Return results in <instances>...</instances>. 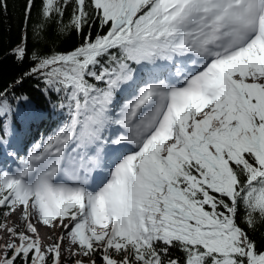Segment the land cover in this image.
<instances>
[{
    "label": "snow or ice",
    "instance_id": "obj_1",
    "mask_svg": "<svg viewBox=\"0 0 264 264\" xmlns=\"http://www.w3.org/2000/svg\"><path fill=\"white\" fill-rule=\"evenodd\" d=\"M38 2L5 54L0 264H264V0ZM32 78L67 115L20 155Z\"/></svg>",
    "mask_w": 264,
    "mask_h": 264
},
{
    "label": "trees",
    "instance_id": "obj_2",
    "mask_svg": "<svg viewBox=\"0 0 264 264\" xmlns=\"http://www.w3.org/2000/svg\"><path fill=\"white\" fill-rule=\"evenodd\" d=\"M7 5V12L0 15V90L7 88L28 66L27 62H25L24 66H20L15 62L13 57L5 55L12 47L21 42L25 0H7ZM38 10L39 2L37 0L36 7L32 12L33 24L39 18ZM63 23H68L67 16H65ZM53 41H55V43H53ZM78 41V36H74L72 40L62 41L58 33L53 32L49 34L48 47L59 51L71 50L73 45ZM28 47L30 50L34 47L31 26L28 31ZM146 74L147 69H145V75L142 78H146ZM38 83L39 81L35 78L28 79L22 87L15 89L17 95H27L30 98L32 105L48 114V118L43 121L33 122L30 127L23 130L22 136L25 143L20 145L23 149V151L20 152V155H25L26 151L30 149L33 144L41 142L50 135L55 130L58 123L67 115L66 112H62L56 107L58 103L56 96L52 95L49 97L44 95L37 88ZM40 87H43L42 83H40ZM131 91L132 89L128 90V92ZM127 94L128 93H125V95ZM15 106L16 104L14 103L13 107ZM5 164L11 167L16 166L11 160L6 159L3 154L0 153V165ZM259 238L258 235L257 239ZM68 264H70V260Z\"/></svg>",
    "mask_w": 264,
    "mask_h": 264
},
{
    "label": "rangeland",
    "instance_id": "obj_3",
    "mask_svg": "<svg viewBox=\"0 0 264 264\" xmlns=\"http://www.w3.org/2000/svg\"><path fill=\"white\" fill-rule=\"evenodd\" d=\"M60 232H61L60 228H56V229H50L47 227L40 228V234H41V237L44 239L45 243L49 242V237L59 236Z\"/></svg>",
    "mask_w": 264,
    "mask_h": 264
},
{
    "label": "bare ground",
    "instance_id": "obj_4",
    "mask_svg": "<svg viewBox=\"0 0 264 264\" xmlns=\"http://www.w3.org/2000/svg\"><path fill=\"white\" fill-rule=\"evenodd\" d=\"M18 215V214H17ZM13 219H15V218H13ZM4 239H7V235L6 234H4ZM1 242H3V241H1Z\"/></svg>",
    "mask_w": 264,
    "mask_h": 264
}]
</instances>
